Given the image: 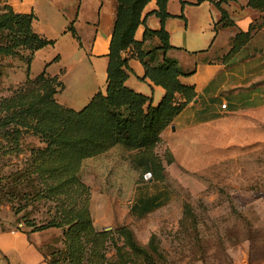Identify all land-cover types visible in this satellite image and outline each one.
<instances>
[{"label":"rangeland","instance_id":"rangeland-1","mask_svg":"<svg viewBox=\"0 0 264 264\" xmlns=\"http://www.w3.org/2000/svg\"><path fill=\"white\" fill-rule=\"evenodd\" d=\"M115 1L117 15L120 6L154 0ZM214 2L222 13L218 28L231 24L224 2L252 15L250 33L233 37L232 56L263 50L264 12L251 0ZM4 5L10 4L1 0ZM149 38L154 42L144 47L158 56L149 65H163L160 39ZM34 52L25 45L21 56H0V103L28 74L40 72L43 56L32 67ZM161 65L164 78L173 80V111L155 116L151 132L117 129L112 137L91 125L93 142L73 159L66 152L44 154L47 142L33 131L23 136L19 152L9 135L0 136L7 148L0 150V230L37 233L34 241L49 264H264V113L224 120L206 134L178 136L173 126H182L178 116L194 96ZM134 101L140 121L145 108ZM119 120L115 127L133 128L128 114ZM72 161L68 169L58 167ZM34 165L48 171L28 182L26 169ZM70 175L74 179L62 183ZM72 207L91 224L37 230L71 220Z\"/></svg>","mask_w":264,"mask_h":264},{"label":"crops","instance_id":"crops-1","mask_svg":"<svg viewBox=\"0 0 264 264\" xmlns=\"http://www.w3.org/2000/svg\"><path fill=\"white\" fill-rule=\"evenodd\" d=\"M7 1L16 13L33 14L35 33L54 41L35 52L32 67L38 57L43 56V60L40 72L31 76L36 78L43 72L58 76L65 85L56 96L61 105L81 111L98 93L107 94L115 0ZM214 1L169 0L164 22L157 14V1L149 2L135 33L137 41L149 46L154 40L146 38L145 30L163 28L169 35L171 48L166 56L176 60L182 70L179 80L194 96L178 116L182 126H173L178 136L186 138L219 129L222 121L241 118L245 113H264V44L263 50L251 56L240 58L241 51L231 55L233 37L251 31L252 15L246 8L224 2L231 24L218 28L222 13ZM124 55L129 58L126 87L148 96L153 106L159 105L166 89L147 75L144 63L132 49ZM225 103L227 109L222 107ZM36 234L0 230V264H49L34 241Z\"/></svg>","mask_w":264,"mask_h":264},{"label":"trees","instance_id":"trees-1","mask_svg":"<svg viewBox=\"0 0 264 264\" xmlns=\"http://www.w3.org/2000/svg\"><path fill=\"white\" fill-rule=\"evenodd\" d=\"M168 1L157 0L156 2L159 6L157 14L161 17L162 22L168 17L166 12V2ZM251 3H253V7L258 11L264 12V0H251ZM147 4V1H135L134 5L129 8L123 6L118 8L109 54L108 90L106 95L98 93L86 108L76 111L58 102L56 96L64 87L58 76L52 77L43 72L36 78H32L28 74L25 84L15 89L12 96L2 99L3 101L0 103V136L9 135V141L16 146L19 152V145H21L23 136L33 131L36 135L42 136L47 142L46 145L48 146L44 149V154L48 152H66L69 155L68 157L73 159L87 152L89 148L87 146L93 142L92 137L98 129L109 131L112 137H117V129H123L127 133H136V129L142 128L147 132H151L153 127H155L152 122L155 116L163 115L166 117L168 114L172 115L173 109L169 105L173 87L172 77L164 78L162 75L164 73L160 71L161 68L159 67L161 64L153 67L149 65L150 62L157 60L156 51L154 49H146L144 42H139L135 39L136 30L143 22V14ZM33 21V14H20L16 13L11 6H0V56H21L20 49L25 45L33 48L36 52L41 48L54 44L53 40H48L35 33ZM145 31L146 38L152 35L157 36L161 41V45L157 47V49L163 51L164 58L162 59L164 62L161 66H166L165 69L174 73V78L176 77L175 81L177 80L176 82L186 92L190 91L193 94L190 88L179 81V76L182 72L176 60L169 59L166 56V51L171 48L168 42V33L163 28L157 31L150 29ZM130 47L135 49V51L133 50L134 54L144 63L147 75L156 84H160L166 89V95L157 106L152 105L151 99L148 96L136 93L125 85L128 79L129 58L124 54L127 50L131 49ZM134 100H138L140 102L139 105L142 104L145 108V118H142L140 121H137L138 112L133 108V104L136 102ZM126 114H128L130 122L133 123V128L127 130V126L122 127L120 125L118 128L115 127L113 123L120 121L119 118L124 117ZM94 124L96 125V131L92 132L89 128ZM146 142H142V145H146ZM137 145L140 146L141 144L138 143ZM2 149L7 148L3 146L0 140V150ZM73 161L69 162L70 164H66V166L58 167L68 169ZM55 169L56 167L50 172H55ZM46 170L43 165H34L30 169H26L25 174L29 177H34V175L40 176ZM25 176L22 175L21 178L24 177L26 180ZM31 177L28 182H32V179H34ZM72 179L74 177L70 175L63 179L62 183L70 182ZM79 213L72 207L68 217H74L73 219H62L58 223L49 224L37 230L50 227L62 228L64 225H71L69 229L72 230L84 222L91 224L88 218H82V215Z\"/></svg>","mask_w":264,"mask_h":264},{"label":"built area","instance_id":"built-area-1","mask_svg":"<svg viewBox=\"0 0 264 264\" xmlns=\"http://www.w3.org/2000/svg\"><path fill=\"white\" fill-rule=\"evenodd\" d=\"M223 109H227L226 103L222 105ZM151 175V174H150Z\"/></svg>","mask_w":264,"mask_h":264},{"label":"water","instance_id":"water-1","mask_svg":"<svg viewBox=\"0 0 264 264\" xmlns=\"http://www.w3.org/2000/svg\"><path fill=\"white\" fill-rule=\"evenodd\" d=\"M173 129H175V127H173Z\"/></svg>","mask_w":264,"mask_h":264}]
</instances>
